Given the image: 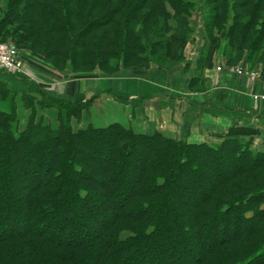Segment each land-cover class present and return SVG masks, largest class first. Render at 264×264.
I'll return each mask as SVG.
<instances>
[{"label":"trees","instance_id":"16d2710c","mask_svg":"<svg viewBox=\"0 0 264 264\" xmlns=\"http://www.w3.org/2000/svg\"><path fill=\"white\" fill-rule=\"evenodd\" d=\"M6 41L62 74L109 78L176 68L195 43L188 90H203L216 57L264 80V0H0ZM13 94L1 81V99ZM97 99L22 93L26 119L0 109V264H264L254 130L231 126L217 146L75 130Z\"/></svg>","mask_w":264,"mask_h":264},{"label":"crops","instance_id":"0c3cea01","mask_svg":"<svg viewBox=\"0 0 264 264\" xmlns=\"http://www.w3.org/2000/svg\"><path fill=\"white\" fill-rule=\"evenodd\" d=\"M194 53L197 55L195 50ZM20 54L24 62L21 74L0 73V82H4L15 97L10 96L6 100L0 97V109L10 111L13 102L20 119H26L29 115L28 111L22 109V93L33 97L45 93L64 100H87L93 96H111L108 91H113L123 96L135 109L133 116H129L135 123H130L129 128L138 134L160 132L168 138L203 143L220 139L231 125H236L258 132V135L252 136V143L257 138H264V101L253 98L264 95V80L249 81L227 72L222 68L224 65L220 57L215 58L214 67L205 70L203 92L193 93L188 90V81L193 76L195 59L186 70L176 67L166 72L165 69L148 66L124 77L108 78L96 74L83 78L56 71L41 55H32L27 51H20ZM217 68L222 70L217 71ZM116 95L112 97L118 98ZM96 101L90 109L92 115L97 113ZM151 104H155L156 109L153 110ZM41 114L55 123V112H38V116ZM123 114L127 119V111ZM84 116L81 123L88 119H84ZM80 125L84 126L83 123ZM202 128L208 130L206 140L199 135ZM210 129L215 132L209 133ZM259 145L263 149L264 141Z\"/></svg>","mask_w":264,"mask_h":264},{"label":"rangeland","instance_id":"374dc122","mask_svg":"<svg viewBox=\"0 0 264 264\" xmlns=\"http://www.w3.org/2000/svg\"><path fill=\"white\" fill-rule=\"evenodd\" d=\"M197 41L198 40H196V42ZM6 42L12 43L10 41H6ZM194 50L196 52L195 43H191L190 45H188L185 48L184 55H183L184 61L182 63H180L179 66H178L180 69H185L186 70L188 67L191 66V64L193 62V59H196V57H197V55L194 53ZM213 67H214V65H213ZM238 67H241V68H243L245 70H248L247 67H243L241 65L238 66ZM222 68H224V67H222ZM165 70H167L166 72H170L169 69H165ZM139 71H138V69H136L135 71H132V69H127L125 71L122 70L121 72H119V74L117 76L124 77V76L131 75V74L133 75L134 73L139 72ZM206 73L207 72L204 71L203 74H202L204 79L206 77ZM96 74L99 77L100 76L106 77L98 70H93L90 73H79V75L78 74H76V75L67 74V75H70L71 77L87 78V77H92L93 75H96ZM169 74L170 73H167L166 75H169ZM201 85H202V87L205 88L206 82H203ZM191 92H193V93L196 92L197 93V92H203V91H202V88H199V89L191 90ZM108 93L111 94V96L109 95L108 97H103V98H101L102 96H100L98 98V100L96 101V104H95V109H96L97 113H95L93 115L91 114V118L90 119H87V121L85 120L84 122H82L83 125L85 126L87 124H92L94 127H102V126H107L109 124L117 123V124H120V125H122V126H124L126 128H129L130 123H135L133 118H131V117L129 118V116H133V113H134L135 109L132 107L131 104H129V102H126L127 100L125 98H123V96H121V95L118 96L113 91H108ZM112 95H116L118 98H113ZM150 107L153 108V110H154V108L156 109V105L155 104H151ZM147 110L149 111L151 109H147ZM124 111H127V113H128L127 114V119H125V117H124V114H123ZM136 111H138V110L136 109ZM136 111H135V113H138ZM152 115L154 116V113H152ZM143 116H144V114H142V117ZM87 117L88 116L85 115L84 119H86ZM123 121H124V123H123ZM73 124H74V129L75 130L84 127V126H81V125H76L75 123H73ZM140 125H141V127L143 126L142 124H140ZM231 126H234V125H231ZM229 128L225 131V133H223L220 136V139H214V140L211 139V140H208V142L207 141L206 142L210 143V144H212L214 146H217L223 140V138L227 135V131L229 130ZM207 132H208V130L205 131V128H202V131H199V135L200 136L202 135L203 139H205V136H206ZM214 132H215L214 129H210L209 130V133H214ZM254 135L255 136L258 135V132L256 130H255V134ZM248 139L249 138L247 137V140ZM256 140L257 141H255V143L254 142L252 143V147L254 149H256V150L264 151V148L261 149V147H259L260 146L259 142L260 143L263 142L264 138L261 137V138H257Z\"/></svg>","mask_w":264,"mask_h":264},{"label":"built area","instance_id":"2783aa9c","mask_svg":"<svg viewBox=\"0 0 264 264\" xmlns=\"http://www.w3.org/2000/svg\"><path fill=\"white\" fill-rule=\"evenodd\" d=\"M24 69V62L20 51L12 43H0V71L8 74H21ZM227 72L248 79L249 81H256L260 79V74L257 71L245 70L241 67L224 68ZM217 68V71H221ZM254 100L264 101V95L253 97Z\"/></svg>","mask_w":264,"mask_h":264}]
</instances>
